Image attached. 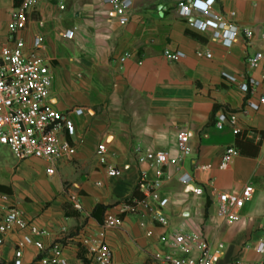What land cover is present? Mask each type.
<instances>
[{
	"label": "crops",
	"instance_id": "crops-1",
	"mask_svg": "<svg viewBox=\"0 0 264 264\" xmlns=\"http://www.w3.org/2000/svg\"><path fill=\"white\" fill-rule=\"evenodd\" d=\"M192 1L132 0L128 21L120 25L104 0H38L18 33L26 50L41 39L38 53L51 76L47 101L72 122V133L62 128L58 137L70 143L75 154L57 161L48 176V163L18 162L0 147V185L10 190H0V219L9 209L21 211L44 231L45 251L61 245L66 264H92L81 242L102 232L111 264H159L153 260L155 253L196 258L194 248L184 252L171 246L174 233H196L211 250L221 244L218 264H264V255L256 252L264 243V104L257 111L246 108L239 86L221 77L222 72H246L247 56L264 50V0L213 1L212 12L233 11L231 24L240 32L251 31L248 43L239 33L231 47L215 41L211 30L190 28L191 17H181L178 4ZM18 4L0 0V48L12 45L8 23ZM164 50L181 51L185 57L170 62ZM197 51L211 57H197ZM262 72L248 74L259 78ZM263 94L261 85L250 98L257 101ZM218 110L236 113L235 128L214 127ZM237 130L245 133L244 139L236 141ZM179 132L189 137V154L163 168L165 178L158 189L167 225L160 226L143 205L136 213L120 214L140 172H146L149 181L155 178L153 168L137 162L134 147L175 155ZM101 143L108 165L118 169L119 176H107L99 164L96 151ZM228 147L238 153L226 170H219ZM185 175L192 177L187 186L181 183ZM247 185L253 193L239 211L240 219L228 224L218 218L215 194H240ZM195 187L203 192L195 194ZM71 195L79 199L81 211L71 206ZM97 205L105 210L94 216ZM106 214L119 216L122 225L104 231ZM22 235L13 229L2 236L0 264H12ZM82 249L86 262L79 256ZM39 256L33 246H26L21 262L37 264Z\"/></svg>",
	"mask_w": 264,
	"mask_h": 264
},
{
	"label": "built area",
	"instance_id": "built-area-1",
	"mask_svg": "<svg viewBox=\"0 0 264 264\" xmlns=\"http://www.w3.org/2000/svg\"><path fill=\"white\" fill-rule=\"evenodd\" d=\"M38 0H19V4L14 7L10 14L8 23V38L11 46L0 48V147L8 149L13 159L18 162L29 159H38L48 163L46 175L54 174L53 165L61 160L72 157L75 148L65 140H60L58 132L65 128L68 133H72V122L56 111L48 103L47 97L51 86V76L47 62L38 53L41 39L36 38L28 50L25 49L23 40L18 33L25 29L27 15L35 7ZM214 0H193L188 4L179 3V15L189 18V26L197 31H212V38L224 47H231L236 41L239 33L245 43L251 39V31L239 28L231 24L235 13L221 15L211 11ZM236 1V0H234ZM111 7L113 18L120 25L128 21V12L132 6V0H104ZM196 13L198 16H193ZM65 37L71 34L65 33ZM261 41L264 44V31L261 34ZM197 57L210 58L207 51H197ZM163 56L170 62H176L185 57L181 51L164 50ZM129 57V55H125ZM246 72L238 75L221 73V77L230 84H236L242 93L246 95V108L257 111L264 104V94L260 95L257 101H252L251 96L255 94L259 86H264V50L256 51L246 58ZM263 68L259 78H254L248 73ZM214 127L222 130L229 126L235 128L237 115L233 111L218 110L214 114ZM239 131H235V134ZM189 137L186 132H179L176 135V152L171 155L167 151H152L143 149L140 146L134 147V154L138 163H145L155 170V178L149 181L146 172H140L136 187L143 194V199L131 204L122 203L120 214H133L137 212L138 205H143L150 215L160 226H166L167 220L161 213L162 202L159 200L158 189L165 178L163 168L167 165H177L189 154ZM235 147L225 149L219 165V170H226L232 157L237 155ZM99 164L106 168L109 177H117L120 171L108 165L107 152L104 144H99L96 151ZM199 168V167H197ZM206 168H210L207 166ZM192 181V177L185 175L181 178V183L187 186ZM193 192L201 194L202 188L195 187ZM253 188L247 185L240 194L217 193L216 216L231 224L240 219L239 211L245 202L251 197ZM71 206L76 211L82 210L79 199L69 196ZM122 225V219L113 214H106L102 228L110 230ZM140 227L144 224L139 223ZM22 231L23 235L16 242L12 264H22V249L26 246H33L39 253L37 264H66L62 257L61 245L56 243L45 251L41 242L44 231L24 218L23 213L17 209H9L0 219V245L2 236L11 230ZM146 236H150L146 232ZM171 246L181 251H188L194 248L197 252L196 258L178 257L172 253H155L153 260L159 264H218L220 250L219 244L214 250L196 233H174L171 237ZM92 264H111L112 257L109 247L104 241L103 232L96 238L82 239ZM45 252L47 255H45ZM257 253L264 255V243L260 242L256 248Z\"/></svg>",
	"mask_w": 264,
	"mask_h": 264
},
{
	"label": "trees",
	"instance_id": "trees-1",
	"mask_svg": "<svg viewBox=\"0 0 264 264\" xmlns=\"http://www.w3.org/2000/svg\"><path fill=\"white\" fill-rule=\"evenodd\" d=\"M235 138H236V141L241 140V139H244L245 138V133L244 132H238V133L235 134ZM0 190H4L6 192H9L10 191L8 187L1 186V185H0ZM142 199H143V194L139 191V189L137 187H135V189L132 192V194L128 198L124 199L123 200V203L131 204V203H134L135 201H140ZM99 210L104 211L105 210V207H103L102 205H97L94 208V210L92 212V215L95 216V213L97 211H99ZM82 253H84V250L83 249L80 251L79 256H80V258H82V260L84 262H86L85 259L83 258Z\"/></svg>",
	"mask_w": 264,
	"mask_h": 264
}]
</instances>
